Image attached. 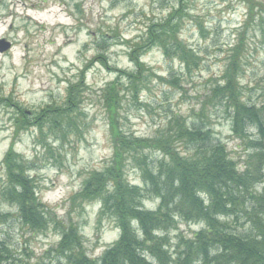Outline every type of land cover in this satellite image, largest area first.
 Instances as JSON below:
<instances>
[{"label":"rangeland","instance_id":"374dc122","mask_svg":"<svg viewBox=\"0 0 264 264\" xmlns=\"http://www.w3.org/2000/svg\"><path fill=\"white\" fill-rule=\"evenodd\" d=\"M180 8L184 9L177 36L192 50L195 65L188 71L173 54L166 57L159 48L151 49L139 58L143 79L134 98L121 74L137 73L129 59L130 45ZM239 34L244 36L237 74L242 99L259 105L264 89V0H0V39L11 44L0 54V100H6L0 104V183L5 180L2 160L13 150L31 166L27 173L36 183L37 200L50 208L56 222L70 218L78 225L85 256L100 258L119 239V230L106 220L97 225L98 203L71 207L69 199L112 157L102 90L116 79L122 132L150 138L180 118L209 130L243 170L253 154L247 149L248 138L233 137L224 109L217 100L206 101ZM70 85H80L83 91L70 127L67 121L55 125L40 119L48 108L66 107ZM16 121L29 124L16 131ZM147 157L152 163L158 158L151 152ZM125 175L131 185L143 186L130 165ZM157 205L144 202L146 210ZM0 212L10 215L0 225V239L16 261L45 260L44 254L58 244L60 236L52 229L32 233L21 226L15 209L1 198ZM225 222L231 231H249L239 217ZM203 228V223L176 218L162 234L169 253L180 238L189 240Z\"/></svg>","mask_w":264,"mask_h":264},{"label":"trees","instance_id":"16d2710c","mask_svg":"<svg viewBox=\"0 0 264 264\" xmlns=\"http://www.w3.org/2000/svg\"><path fill=\"white\" fill-rule=\"evenodd\" d=\"M183 9L148 27L145 38L130 45L129 59L137 73L121 74L127 78L134 98L143 79L139 58L151 49L159 48L166 57L173 54L188 71L191 64L195 65L192 50L177 36ZM243 41L239 34L222 77L206 98L207 102L217 100L224 109L233 137L242 141L248 138L247 149L253 154L244 162L243 170L236 168L225 146L212 139L209 130L187 125L180 118L172 119L165 130L150 138L122 132L118 122L120 84L116 79L102 90L112 157L101 171L88 175L69 203L79 208L98 203L97 225L101 227L104 220L113 223L120 232L119 239L100 258L86 257L78 225L70 218L56 222L50 208L37 200L36 183L27 173L30 164L9 150L1 163L5 180L0 183V198L15 209L21 226L32 233L52 229L60 240L44 254L45 260L16 261L0 239V264H264V89L259 105L243 101L237 79ZM80 87L69 86L65 108H48L38 117L55 125L67 121L70 127L81 104ZM3 103L6 100L1 99ZM17 121L16 131L29 124ZM249 131L254 132V139ZM150 152L158 156L154 163L148 162ZM128 165L138 172L142 187L127 181ZM148 201L158 202L155 210L145 209L144 202ZM9 216L0 212V225ZM238 217L249 225L247 233L231 231L225 222ZM176 218L203 223L204 228L189 240L180 238L176 250L169 253L162 234L174 226Z\"/></svg>","mask_w":264,"mask_h":264},{"label":"water","instance_id":"95a60500","mask_svg":"<svg viewBox=\"0 0 264 264\" xmlns=\"http://www.w3.org/2000/svg\"><path fill=\"white\" fill-rule=\"evenodd\" d=\"M11 44L4 39H0V54L10 50Z\"/></svg>","mask_w":264,"mask_h":264}]
</instances>
